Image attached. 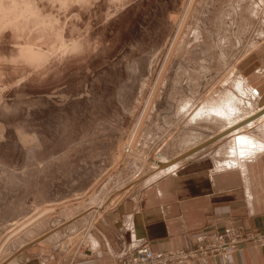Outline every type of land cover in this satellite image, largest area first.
Segmentation results:
<instances>
[{
    "label": "rangeland",
    "instance_id": "1",
    "mask_svg": "<svg viewBox=\"0 0 264 264\" xmlns=\"http://www.w3.org/2000/svg\"><path fill=\"white\" fill-rule=\"evenodd\" d=\"M0 7V264L45 234L64 240V262L82 256L88 230L122 201L195 158L238 168L227 164L233 130L262 126L248 81L263 110L240 126L188 114L235 92L232 73L264 53V0Z\"/></svg>",
    "mask_w": 264,
    "mask_h": 264
},
{
    "label": "crops",
    "instance_id": "2",
    "mask_svg": "<svg viewBox=\"0 0 264 264\" xmlns=\"http://www.w3.org/2000/svg\"><path fill=\"white\" fill-rule=\"evenodd\" d=\"M255 53L238 65V77L236 72L232 77L248 81L263 97L261 102L264 53ZM218 160L211 155L190 160L122 201L88 230L82 256L64 262V240L57 243L45 234L8 264H111L143 245L161 254L191 250L234 233L254 239L230 254L170 264H264V155L226 170H218Z\"/></svg>",
    "mask_w": 264,
    "mask_h": 264
},
{
    "label": "bare ground",
    "instance_id": "3",
    "mask_svg": "<svg viewBox=\"0 0 264 264\" xmlns=\"http://www.w3.org/2000/svg\"><path fill=\"white\" fill-rule=\"evenodd\" d=\"M0 10H5V9L2 8ZM233 90L235 92L227 91L226 93H223L222 95H221V92L218 95L214 94L215 97H212L210 100H207L206 102L202 103L201 106L199 104V108L195 109L193 113L191 114L189 113L190 115L187 113L189 116V121L190 119H191V122H193V120H195L196 122L198 120H201V121H204V123L213 121L214 123L218 125H220L222 122L228 123L229 121L230 125L227 124L229 126L227 127V129L228 128L231 129L232 127L234 128L235 126H240L243 122H245V120L248 117L250 118V116L248 115H251L253 113L251 116L252 118L253 115H256L259 111L263 110L262 109L263 106H261L262 104L259 105V99H257L258 95H257L256 90H254V88L251 87L244 78L239 77L236 80L235 84L233 85ZM238 95L241 97H239ZM189 104H191L190 101L186 102L184 106L182 107L183 110H187V108H189L188 107ZM186 112H188V110ZM246 115H247V118H246ZM217 121H219L220 124L217 123ZM263 121L264 119L260 123L262 124V126H260L261 128L257 127L258 124L255 122L254 124L252 123L253 124L252 126L251 125L249 126L247 124L248 126L246 125L245 127H241L239 129H236L235 131L233 130L232 132L233 134L231 135V138L233 139L234 144H232L230 148L231 149L230 153L232 155L231 154L227 155V156L231 155L232 160H230L229 157H228V160L225 158L227 161H229L227 162V164L233 163L232 165H237L240 167V161H242L244 157L248 158L249 156L255 155V153L256 155L257 154H260L261 156L264 155V124H263ZM226 148H229V147H226ZM219 164L220 163H218V165Z\"/></svg>",
    "mask_w": 264,
    "mask_h": 264
},
{
    "label": "built area",
    "instance_id": "4",
    "mask_svg": "<svg viewBox=\"0 0 264 264\" xmlns=\"http://www.w3.org/2000/svg\"><path fill=\"white\" fill-rule=\"evenodd\" d=\"M252 239H254L253 235L234 233L219 237L208 244H198L191 250H177L161 254L155 253L148 245H144L139 247L135 254L123 253L111 264H170L210 255L230 254L237 250L241 244Z\"/></svg>",
    "mask_w": 264,
    "mask_h": 264
}]
</instances>
